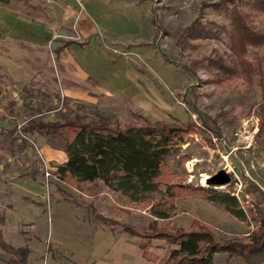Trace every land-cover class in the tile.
<instances>
[{
  "label": "rangeland",
  "instance_id": "374dc122",
  "mask_svg": "<svg viewBox=\"0 0 264 264\" xmlns=\"http://www.w3.org/2000/svg\"><path fill=\"white\" fill-rule=\"evenodd\" d=\"M93 1H97L100 7L101 4L105 7L107 22L101 30L105 50L113 57L121 56L137 67L143 77L146 91V97L137 102L124 101L119 97H103L98 103V110L105 113L112 124L122 126L143 123V119L135 111L151 121H197V114L189 103L194 101L200 111L217 121L224 138L220 139L199 127L195 133L189 135L188 141L182 146V151L189 156V160L184 161L183 165H178V156H173L168 159L169 165L180 171L185 166L188 173L187 176L182 174L183 183L194 182L204 186L213 185L219 189L229 188L233 194H239L244 205H252L259 195L253 190V185L264 189V131L263 135H258L259 103L263 98L260 84L262 78L259 74H254L253 81L248 82L238 76L220 77L208 65L203 64L195 68L196 73L192 75L190 71L179 66L190 65L194 58L222 56L227 62L234 58L233 51L228 47V36L223 30L217 32L214 38L192 40L194 47L180 51L178 45L179 35L199 17L202 8L204 11L200 18L203 22L216 21L228 26L225 17L217 8L211 6L222 0ZM84 2V9L96 15L92 0ZM51 3L56 7L59 5L54 12L49 6ZM62 4H65L64 0L16 1V6L22 14L37 15L43 21L51 20L52 16L58 19V12L61 18L64 9ZM253 20V27L264 32V14L256 13ZM78 21L79 16H76L71 28L59 27L54 36H61L50 37L52 41L49 40V44L54 46V41L67 40V36H74L77 41L85 40ZM258 54H264V49L250 48L248 58L255 62ZM0 72L6 73L4 69ZM1 80L0 203H12L5 238L14 244L20 243L17 241L18 229L21 228L33 253L42 255L43 264L65 263L67 257L64 250L76 252L77 258L74 259L79 264H102L104 257H94L87 253L92 239L90 236H84L81 226L87 228V233L90 234L87 221L95 211L115 221L110 224L114 232L126 231L125 226L130 225L139 233H143L154 217L150 206L156 199L133 203L123 195H117L108 189L102 192L101 184L77 190L68 184L55 181L53 175L47 181L43 174L45 161L51 166L54 163L47 161L42 151H39L42 140L37 134L29 135L31 140H27L24 146L20 145L16 149L15 154H11L7 144L3 143L2 135L8 127L16 126L18 129L19 124L25 123L34 112H42L46 119H56L67 107L52 95V92L57 93L60 90V85L53 79L34 78L33 86L36 89L27 102L21 97L26 93L25 84H16L6 75ZM71 104L76 106L78 102L76 100ZM49 107L51 109H48ZM19 137L20 140L24 138L21 135ZM223 168L231 177L229 183L203 184V175H213ZM39 170L40 173L30 179L35 171ZM7 177L9 180L5 181ZM6 187L9 189L5 190ZM60 189H67L70 193L66 190L67 194L64 195ZM94 204H98L97 207ZM176 204L180 207L179 213L165 221L171 222L174 227L188 228L193 223V218L198 217L221 241L248 234L255 224L254 221L247 223L235 218L222 206H217L200 196H179ZM1 206L0 209L4 210ZM91 207L93 209H90ZM21 220L33 223L20 227ZM165 221H161L162 225H165ZM127 234L128 254L124 256L122 264H165L171 249L175 247L168 240H150L139 234ZM141 242L148 244L149 251L156 254L155 259L145 257L142 248V253L137 252ZM113 250L111 248L106 257L119 262L118 252ZM214 263L244 264L239 257H229L225 252L218 253Z\"/></svg>",
  "mask_w": 264,
  "mask_h": 264
},
{
  "label": "trees",
  "instance_id": "16d2710c",
  "mask_svg": "<svg viewBox=\"0 0 264 264\" xmlns=\"http://www.w3.org/2000/svg\"><path fill=\"white\" fill-rule=\"evenodd\" d=\"M9 1L11 0H1ZM211 6L217 8L225 17L228 26L216 21L203 22L200 18L204 11L202 8L199 17L179 35L180 51L194 47L192 40L214 38L217 32L223 30L228 36V47L233 51L234 58L229 62L222 56L194 58L190 65L179 66L195 75V68L201 64L208 65L217 76H238L248 82L253 81L254 74H259L263 91V98L259 103L258 135L261 136L264 131V54H258L253 62L248 58V52L250 48L264 49V32L255 29L252 24L256 13L264 14V0H222ZM1 69L4 68L0 66ZM5 75L13 81L8 72H0V83ZM34 83L32 79L24 85L26 93L21 97L25 102L32 97L33 90L36 89ZM52 95L67 107L65 111H61V116L46 119L42 112H34L27 118L23 128L27 135L37 134L45 137L52 134L55 137L50 142L67 152L68 160L62 164H54L52 173L59 182L83 190L100 181L111 191L123 195L133 203L150 202L155 198L150 206L154 217L149 221L146 230L139 233L130 225L125 226V230L132 235L139 234L150 240L160 238L174 244L175 247L171 249L165 264H215L216 255L223 252L229 257H239L244 264H264V189L253 185V190L259 195L248 207L229 188L219 189L213 185L204 186L194 182L183 183L182 174L188 173L185 166L180 171L169 165L168 159L173 156H178V165H183L184 161L189 160V156L183 153L182 146L188 141L189 135L195 133L199 127L220 139L224 138L217 121L200 111L194 101L189 103L197 114V121H151L135 111L143 119V123L122 126L112 124L109 117L101 113L95 103L62 96L59 91L52 92ZM76 100L78 104L73 106L71 102ZM91 115L93 116L90 117ZM17 133L16 126L8 127L2 133L3 143L7 144L11 154H15L16 149L20 145L24 146L28 140H20ZM36 173H40V170L35 171L31 178H35ZM60 191L64 195L67 194L65 189ZM179 196H200L208 199L243 222L254 221V227L248 234L236 235L222 241L198 217L193 218V223L188 228L174 227L171 222L165 220L179 213L180 207L176 204ZM95 216L106 224L112 225L115 222L98 212H95ZM6 218L5 211L0 209V259L7 264H29L31 248L28 245L16 246L6 240ZM161 221H165V225H162ZM141 248L145 257L150 260L156 258V254L149 251L146 242H141Z\"/></svg>",
  "mask_w": 264,
  "mask_h": 264
},
{
  "label": "crops",
  "instance_id": "0c3cea01",
  "mask_svg": "<svg viewBox=\"0 0 264 264\" xmlns=\"http://www.w3.org/2000/svg\"><path fill=\"white\" fill-rule=\"evenodd\" d=\"M16 1L28 0L0 1V66L10 74L16 84L24 85L37 77L53 79L60 85L59 93L62 96L97 105L103 97H119L128 102H132V100L141 101L146 97L143 77H141L138 68L121 56L113 57L104 48L103 40H101V30L107 22L104 4H101L100 7L97 1L92 0L95 15L85 9L80 11L75 0H64L65 4H62L64 7L63 16L59 18L61 14L58 12V19L52 16L51 20L43 21L37 15L22 14L16 6ZM49 6L52 7L53 12L59 8V5L56 7L53 3ZM34 8L36 9L37 6ZM76 16H79L78 23L85 40L67 42V40L59 39L54 41V46L50 45L48 41L51 39L50 37L53 38L55 31L59 27L71 28ZM53 137L55 136L52 134L45 137L40 136L42 140L40 151L47 161L62 164L68 160L69 155L60 146L50 142ZM53 168H55L54 165ZM30 179L34 178L30 177ZM4 180L8 181L9 177ZM99 184L102 185V192L107 191V189L110 190L100 181L89 185V187ZM8 189L6 187L5 190ZM67 191L70 193L69 190ZM112 192L120 195L117 192ZM80 205L82 204L80 203ZM94 205L97 207L98 204ZM0 206L4 208L7 217L4 226L5 234L8 215L10 216L9 213L12 211V203H0ZM21 221L20 227L23 224L33 223V221ZM87 225L90 228V234L87 233V228L81 226V229L84 230V236H90L92 239L87 248V253L94 257H104L102 264H122L121 261L128 254L126 239L129 232H114L110 224L101 221L93 213L88 218ZM18 231L19 239L17 242L20 243L15 245L29 246L25 233L21 231V228ZM8 242L13 243L12 241ZM111 248L118 252L119 262L106 257ZM137 252L142 253L141 243ZM75 253L72 250H67V252L64 250V255L67 257L65 258L66 262H56L55 264H73L74 261L75 264H79L74 259L77 258ZM29 256V264H43L42 255H35L32 248ZM0 264L7 263L0 259Z\"/></svg>",
  "mask_w": 264,
  "mask_h": 264
},
{
  "label": "built area",
  "instance_id": "2783aa9c",
  "mask_svg": "<svg viewBox=\"0 0 264 264\" xmlns=\"http://www.w3.org/2000/svg\"><path fill=\"white\" fill-rule=\"evenodd\" d=\"M76 1V3L78 4V6H79V8H80V11H82V10H84V8H85V2H84V0H75ZM61 36V34H56L55 36H53V38H59ZM79 37H80V35H79ZM67 38H69V39H67V40H76L75 39V37L73 36H67ZM50 41H52V39H50ZM23 125H24V123H20L19 124V126H18V133H19V135H21L22 137H24V138H26V139H28L29 141L31 140L30 139V137H29V135H27L26 133H25V131H24V128H23ZM31 142H33V141H31ZM33 143H36V142H33ZM37 144V143H36ZM40 151V150H39ZM45 161V160H44ZM45 173H44V175H45V177H46V180L47 181H49V179H50V176L51 175H53V166H51V165H48L47 164V162L45 161ZM54 176V175H53ZM55 177V176H54ZM56 178V177H55ZM49 182H47V184H48ZM49 185V184H48ZM236 195H238L239 196V194H236ZM49 200H50V198H49Z\"/></svg>",
  "mask_w": 264,
  "mask_h": 264
},
{
  "label": "water",
  "instance_id": "95a60500",
  "mask_svg": "<svg viewBox=\"0 0 264 264\" xmlns=\"http://www.w3.org/2000/svg\"><path fill=\"white\" fill-rule=\"evenodd\" d=\"M231 181V177L229 173L226 171V169H221L219 172L208 175L206 177V184H214V185H220V184H226ZM205 184V185H206Z\"/></svg>",
  "mask_w": 264,
  "mask_h": 264
},
{
  "label": "bare ground",
  "instance_id": "6f19581e",
  "mask_svg": "<svg viewBox=\"0 0 264 264\" xmlns=\"http://www.w3.org/2000/svg\"><path fill=\"white\" fill-rule=\"evenodd\" d=\"M206 177H207V175H203V176H202V178H203V179H202L203 184H206Z\"/></svg>",
  "mask_w": 264,
  "mask_h": 264
}]
</instances>
